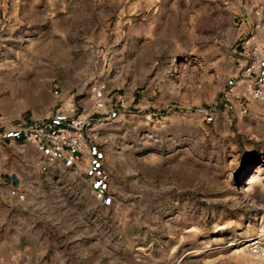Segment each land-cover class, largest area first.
Segmentation results:
<instances>
[{
    "label": "rangeland",
    "instance_id": "1",
    "mask_svg": "<svg viewBox=\"0 0 264 264\" xmlns=\"http://www.w3.org/2000/svg\"><path fill=\"white\" fill-rule=\"evenodd\" d=\"M263 24L264 0H0V264H264ZM98 84V169L13 140Z\"/></svg>",
    "mask_w": 264,
    "mask_h": 264
},
{
    "label": "built area",
    "instance_id": "2",
    "mask_svg": "<svg viewBox=\"0 0 264 264\" xmlns=\"http://www.w3.org/2000/svg\"><path fill=\"white\" fill-rule=\"evenodd\" d=\"M259 16V14H257ZM264 30V24L262 25ZM264 46L259 48H252L250 50V56L252 58L250 66L248 67V77H250V85L248 86V92L253 97H260L262 94V87L259 83V77L254 74L261 68V60L263 58ZM105 85H96L91 93L89 103L92 105V112L88 113L85 108L81 111L79 107L71 102L66 107L60 104L59 109L56 110V115H53L42 124H35L28 129L24 130L27 140H29L36 149L49 157L52 161H59L62 164L73 165L82 157L90 155L93 158L94 152L92 150V136L88 135L90 121H95L92 118L94 114H98L107 108L108 101L106 100ZM64 116L69 119H65L64 123L55 124V122L49 121L52 119ZM103 174V173H101ZM94 180L95 184H98L97 190L94 194L98 199H103L105 190L103 188L104 178L97 177ZM99 180V181H98ZM10 196L18 201L24 200V196L20 194L19 190L15 186L10 187ZM249 252L264 260V240L260 237L252 239L249 243Z\"/></svg>",
    "mask_w": 264,
    "mask_h": 264
},
{
    "label": "crops",
    "instance_id": "3",
    "mask_svg": "<svg viewBox=\"0 0 264 264\" xmlns=\"http://www.w3.org/2000/svg\"><path fill=\"white\" fill-rule=\"evenodd\" d=\"M19 132L18 133H15V134H13L12 136H13V140L15 141V142H19V141H21V140H23L24 138H25V136H26V134H25V132H24V130H18ZM83 158V157H82ZM81 158V159H82ZM100 158V154L99 153H94V155H93V159H92V166H91V170H94V169H98V167L95 165L96 163H97V161L96 160H98ZM95 162V163H94ZM10 182V184L13 186V184H15L16 183V181L15 180H10L9 181Z\"/></svg>",
    "mask_w": 264,
    "mask_h": 264
}]
</instances>
